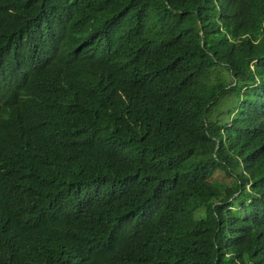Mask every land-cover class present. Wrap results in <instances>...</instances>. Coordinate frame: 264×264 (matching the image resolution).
Wrapping results in <instances>:
<instances>
[{
  "label": "trees",
  "instance_id": "16d2710c",
  "mask_svg": "<svg viewBox=\"0 0 264 264\" xmlns=\"http://www.w3.org/2000/svg\"><path fill=\"white\" fill-rule=\"evenodd\" d=\"M0 264H264V0H0Z\"/></svg>",
  "mask_w": 264,
  "mask_h": 264
},
{
  "label": "rangeland",
  "instance_id": "374dc122",
  "mask_svg": "<svg viewBox=\"0 0 264 264\" xmlns=\"http://www.w3.org/2000/svg\"><path fill=\"white\" fill-rule=\"evenodd\" d=\"M219 112V111H218ZM216 114H218V113H216ZM220 116L221 117H225L223 114L221 115L220 114ZM231 116V115H230ZM229 116V117H230ZM214 178L215 179H221V181L219 182H217L218 184H229L230 182H231V179L230 178H228V177H226V175L225 174H223V172L222 173H217L215 176H214Z\"/></svg>",
  "mask_w": 264,
  "mask_h": 264
},
{
  "label": "clouds",
  "instance_id": "9594fccd",
  "mask_svg": "<svg viewBox=\"0 0 264 264\" xmlns=\"http://www.w3.org/2000/svg\"><path fill=\"white\" fill-rule=\"evenodd\" d=\"M11 99H12V95L9 97L8 100H6L5 102H2V103H7V102H9V100H11Z\"/></svg>",
  "mask_w": 264,
  "mask_h": 264
}]
</instances>
